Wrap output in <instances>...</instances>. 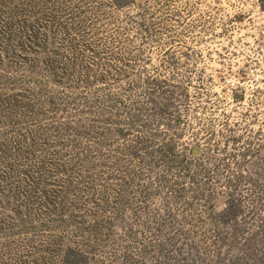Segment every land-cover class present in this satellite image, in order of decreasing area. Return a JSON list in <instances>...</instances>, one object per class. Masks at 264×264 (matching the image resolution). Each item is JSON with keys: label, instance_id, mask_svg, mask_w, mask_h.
<instances>
[{"label": "rangeland", "instance_id": "1", "mask_svg": "<svg viewBox=\"0 0 264 264\" xmlns=\"http://www.w3.org/2000/svg\"><path fill=\"white\" fill-rule=\"evenodd\" d=\"M0 264H264V0H0Z\"/></svg>", "mask_w": 264, "mask_h": 264}]
</instances>
